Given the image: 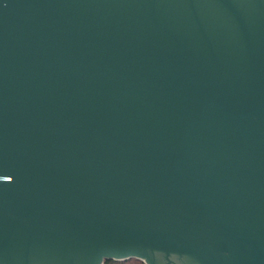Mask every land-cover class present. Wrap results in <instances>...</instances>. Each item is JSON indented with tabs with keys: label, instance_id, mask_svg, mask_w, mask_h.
Instances as JSON below:
<instances>
[{
	"label": "water",
	"instance_id": "95a60500",
	"mask_svg": "<svg viewBox=\"0 0 264 264\" xmlns=\"http://www.w3.org/2000/svg\"><path fill=\"white\" fill-rule=\"evenodd\" d=\"M264 264V0H0V264Z\"/></svg>",
	"mask_w": 264,
	"mask_h": 264
},
{
	"label": "trees",
	"instance_id": "16d2710c",
	"mask_svg": "<svg viewBox=\"0 0 264 264\" xmlns=\"http://www.w3.org/2000/svg\"><path fill=\"white\" fill-rule=\"evenodd\" d=\"M103 264H144L143 262L136 259H128L125 261L106 260Z\"/></svg>",
	"mask_w": 264,
	"mask_h": 264
},
{
	"label": "flooded vegetation",
	"instance_id": "af4514ba",
	"mask_svg": "<svg viewBox=\"0 0 264 264\" xmlns=\"http://www.w3.org/2000/svg\"><path fill=\"white\" fill-rule=\"evenodd\" d=\"M141 262H142V261H141ZM163 262H164V261H163ZM163 262H162V263H163ZM193 262H194V261H193ZM193 262H192V261H189V260L186 261L187 264H194ZM162 263H160V264H162ZM144 264H145V263H144Z\"/></svg>",
	"mask_w": 264,
	"mask_h": 264
}]
</instances>
